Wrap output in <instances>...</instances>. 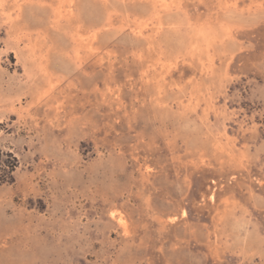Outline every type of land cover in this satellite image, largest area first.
I'll return each instance as SVG.
<instances>
[{
  "label": "rangeland",
  "instance_id": "1",
  "mask_svg": "<svg viewBox=\"0 0 264 264\" xmlns=\"http://www.w3.org/2000/svg\"><path fill=\"white\" fill-rule=\"evenodd\" d=\"M0 151V264H264V0H0Z\"/></svg>",
  "mask_w": 264,
  "mask_h": 264
},
{
  "label": "trees",
  "instance_id": "2",
  "mask_svg": "<svg viewBox=\"0 0 264 264\" xmlns=\"http://www.w3.org/2000/svg\"><path fill=\"white\" fill-rule=\"evenodd\" d=\"M5 155V157L12 158V161L10 162L8 159L3 160L2 157ZM0 166L3 167L4 174H0V184L10 183L13 181V172L18 167V161L15 157H13L11 154H3L0 151Z\"/></svg>",
  "mask_w": 264,
  "mask_h": 264
}]
</instances>
